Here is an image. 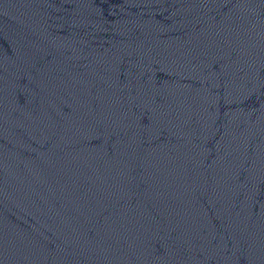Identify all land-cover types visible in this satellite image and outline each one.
<instances>
[{
  "label": "water",
  "instance_id": "obj_1",
  "mask_svg": "<svg viewBox=\"0 0 264 264\" xmlns=\"http://www.w3.org/2000/svg\"><path fill=\"white\" fill-rule=\"evenodd\" d=\"M0 264H264V0H0Z\"/></svg>",
  "mask_w": 264,
  "mask_h": 264
}]
</instances>
